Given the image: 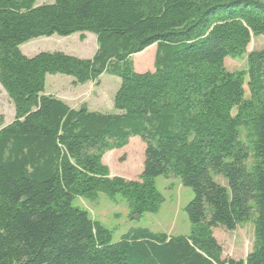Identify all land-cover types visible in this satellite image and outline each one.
<instances>
[{"label":"trees","instance_id":"obj_1","mask_svg":"<svg viewBox=\"0 0 264 264\" xmlns=\"http://www.w3.org/2000/svg\"><path fill=\"white\" fill-rule=\"evenodd\" d=\"M0 0V264H264V48L229 72L225 59L264 36V0ZM91 34V59L24 56L37 38ZM155 46L153 71L131 57ZM118 78L116 114L71 109L45 96L48 76L73 86ZM246 84L248 98H245ZM144 145L137 180L111 176L104 155ZM221 176L227 189L214 177ZM191 189L187 236L130 229L116 243L75 198L119 196L130 219L163 202L154 179ZM250 223L244 260L222 258L213 237Z\"/></svg>","mask_w":264,"mask_h":264},{"label":"rangeland","instance_id":"obj_2","mask_svg":"<svg viewBox=\"0 0 264 264\" xmlns=\"http://www.w3.org/2000/svg\"><path fill=\"white\" fill-rule=\"evenodd\" d=\"M52 0H39V4H50ZM68 39L57 36L37 38L22 46L20 52L26 57H32L41 52H62L79 59H91L97 50L96 38L87 34L81 40L78 36ZM71 37V36H70ZM64 41V42H63ZM62 43V46L60 45ZM264 48V36L251 38L246 48V54L238 59H225L224 67L229 72L246 70V57L251 52ZM155 47L146 49L143 53L131 57L133 70L137 73L153 71ZM45 93L62 101L74 110L85 108L89 112L116 114L113 109V98L118 90V78L102 74L97 82L82 86H73L69 77L62 75L48 76ZM245 98H248L246 84ZM0 116L4 125L14 119L13 106L0 87ZM111 152V151H110ZM144 145L138 138L130 139L125 149L106 153L102 163L114 176L135 181L142 171ZM214 181L227 189L226 181L221 176ZM156 190L163 198L158 211L154 214H143L130 219L124 201L117 196L111 201L103 194H98L94 201L84 198L73 199L71 205L84 210L93 220L99 222L111 233V242L116 243L130 229H148L153 233H164L169 236H187L190 224L185 214L186 205L192 200L191 189L181 185L178 178L154 179ZM213 237L222 248V258L244 260L250 252L253 243V228L250 223L238 226L234 231H226L218 227L213 230Z\"/></svg>","mask_w":264,"mask_h":264},{"label":"crops","instance_id":"obj_3","mask_svg":"<svg viewBox=\"0 0 264 264\" xmlns=\"http://www.w3.org/2000/svg\"><path fill=\"white\" fill-rule=\"evenodd\" d=\"M37 5H40L39 4V1H38V3H37ZM85 35H86V33L85 34H76V36H78V38H80L81 40H83L84 39V37H85ZM74 36H71V37H68V38H66V40H64V41H67L68 39H71V38H73ZM95 37V36H94ZM63 41V42H64ZM63 42H60V45L62 46V43ZM152 47H155V46H151V47H149V49H152ZM20 49V48H19ZM144 52V51H143ZM142 52V53H143ZM65 54V53H64ZM68 55V54H67ZM149 72H151V71H149ZM72 80V79H71ZM46 81H47V78H46ZM46 84H47V82H45V90H44V94L43 95H45V96H48L46 93H45V91H46ZM8 125V124H7ZM127 147V146H126ZM126 147H124L123 149H125ZM123 149H121V150H123ZM115 151H119V150H113V151H111V152H109V153H112V152H115ZM106 155V154H105ZM103 159H104V157H103ZM106 165V164H105ZM107 166V165H106ZM111 176H114L113 174H112V172H111Z\"/></svg>","mask_w":264,"mask_h":264}]
</instances>
